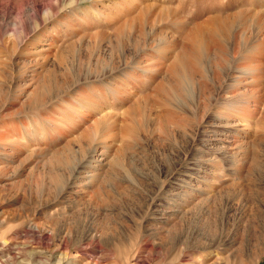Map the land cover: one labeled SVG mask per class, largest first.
I'll list each match as a JSON object with an SVG mask.
<instances>
[{
	"label": "rangeland",
	"instance_id": "1",
	"mask_svg": "<svg viewBox=\"0 0 264 264\" xmlns=\"http://www.w3.org/2000/svg\"><path fill=\"white\" fill-rule=\"evenodd\" d=\"M263 39L264 0H0V264H264Z\"/></svg>",
	"mask_w": 264,
	"mask_h": 264
},
{
	"label": "bare ground",
	"instance_id": "2",
	"mask_svg": "<svg viewBox=\"0 0 264 264\" xmlns=\"http://www.w3.org/2000/svg\"><path fill=\"white\" fill-rule=\"evenodd\" d=\"M223 21H224V19L218 18L216 20L213 19V21L211 23L219 25L221 23H224ZM230 26H231V24H230ZM226 27L227 26H225V28ZM229 30L230 29H228V31ZM220 31H221V29H220ZM228 35H229V33H228ZM229 37L230 36H228V39H229ZM247 43H248V41H246V43L242 47L238 46L235 49H233L232 50V54H233L234 57L240 56L237 59V60L240 59V61L249 59L250 65L253 66L260 60L261 56H259V55H261V53H260V50L257 49L258 46H255L253 44H252L253 46L249 44L248 47L243 48ZM262 44H264V39H263ZM193 45L195 47V53L197 54V59H199V62H200V60H202L204 58V55L206 54V52L209 51V50H212L213 47L215 48L214 50H216L218 53L228 54L231 57V46H230V48H227V45H226L225 41L219 39V36H217V34L215 32H213L212 34H210L208 36L203 35L202 37H200V36L197 37L196 41L193 42ZM247 49L248 50L249 49H251V50L253 49V51L254 52H258V54L257 53H253L251 57H248L246 55V52L248 51ZM188 52H189L188 50L184 51V55L183 56L187 57V55L189 54ZM193 54H194V52H193ZM188 59L190 60V57ZM179 61H181V59ZM249 69H250V67L246 66L245 68H242V69L240 68L239 70H240V72H243V71H245V70L247 71ZM174 70H175V68H174ZM237 72H239V71H237ZM200 73L203 76L202 71H200ZM242 74L243 75H249L250 73L246 72V73H242ZM178 78L177 79L179 81H178V83H176L177 84V88H179L180 90H183V91L185 90V92H186L187 91L186 87L188 86V82L186 81L185 76L181 77V75H180V77H178ZM233 79H238V78L234 77ZM233 81L234 80H232V82ZM234 82L237 83V81H234ZM234 86L232 85V87H231V84H229V86L227 87V91H228L227 93L231 94V88H233ZM232 94H233L232 98L230 97L229 100H226L227 102H226L225 106L228 109H230V110L231 109L240 110L242 108V105H244L246 100H247V94L245 92H243V91H240V89L232 90ZM195 251H196V249H195ZM202 253H204V254L206 253V259L207 260L214 259V262L212 264H221L222 262H224L225 257H224L223 254H216V253H213V252L208 251V250L206 252H202Z\"/></svg>",
	"mask_w": 264,
	"mask_h": 264
}]
</instances>
